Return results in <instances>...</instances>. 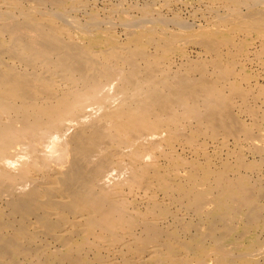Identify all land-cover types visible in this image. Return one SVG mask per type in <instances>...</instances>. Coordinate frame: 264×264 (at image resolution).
Segmentation results:
<instances>
[{"label": "bare ground", "instance_id": "1", "mask_svg": "<svg viewBox=\"0 0 264 264\" xmlns=\"http://www.w3.org/2000/svg\"><path fill=\"white\" fill-rule=\"evenodd\" d=\"M199 2L0 0V264H264V0Z\"/></svg>", "mask_w": 264, "mask_h": 264}, {"label": "rangeland", "instance_id": "2", "mask_svg": "<svg viewBox=\"0 0 264 264\" xmlns=\"http://www.w3.org/2000/svg\"><path fill=\"white\" fill-rule=\"evenodd\" d=\"M154 1H155V3H154ZM89 3L90 4H89L88 8L89 9L92 8L91 11H93L96 14V17L99 18V20L103 24H106L107 16H108L110 9L116 5V6L120 7L121 11L123 12V16L127 17V18L141 17L142 11L144 9H146L148 11V15L150 17L156 18V17H160L163 15L162 17H164V18L167 17L166 19H169L168 22L171 23V24L168 23L169 29L173 28L172 27L173 26L172 18L174 19L175 16H179L181 19H183L185 22L187 21L189 24H193L195 26L199 25L201 19L199 20L200 16H198L197 12H200L204 8L200 4L199 0H160V1L159 0H89ZM146 5H148V6H146ZM173 10H174V12H173ZM191 14L192 15L195 14V15L192 16ZM77 15L79 16L80 19H82V21H86V17L82 16L81 14H77ZM103 19H106V20H103ZM193 21H195V22H193ZM115 23H116L115 30L116 31H122V25H121L120 21L116 19ZM118 25L119 26L121 25V26L119 27ZM117 26L121 29H119ZM180 45H182V44H180ZM190 47H191V45H188V47H187L188 51H190ZM195 50H197V49L196 48L192 49V51H195ZM117 82H119V81L118 80L115 81L113 84H111L112 86H110L112 88L111 89L109 88L111 91L110 93L112 95H114V93L117 90V87H118ZM113 101H114V99H113ZM101 106L102 105L96 104L95 107L93 108V112H91V114L89 115V117L87 119L89 120V118H92V117H95L96 115H99L103 109V107L101 108ZM70 132L71 131H69L67 134H65L63 137H61L59 143L66 141V139L68 138V134ZM20 162L21 161H19L17 158H12L8 165L11 166L12 168H16L19 166Z\"/></svg>", "mask_w": 264, "mask_h": 264}]
</instances>
